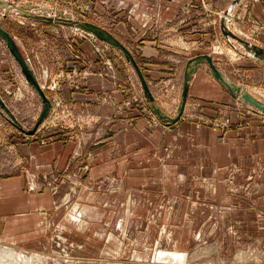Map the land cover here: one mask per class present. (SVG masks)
Returning <instances> with one entry per match:
<instances>
[{
    "label": "crops",
    "instance_id": "crops-1",
    "mask_svg": "<svg viewBox=\"0 0 264 264\" xmlns=\"http://www.w3.org/2000/svg\"><path fill=\"white\" fill-rule=\"evenodd\" d=\"M83 1L94 14L91 22L104 26L125 45L135 48L151 87L156 80L175 77L181 68L185 74L189 59L202 53L212 55L217 66L225 72L221 67L224 55L212 46L213 31L219 37L224 36L237 51L238 65L245 61L248 64L264 61L225 36L222 26L225 15L230 18L229 26L234 32L232 20L239 26L248 24L252 27L243 38L264 47V0ZM13 2L18 8L12 9L20 12L19 8L27 1ZM28 7L39 11L36 7ZM11 12V16L16 14ZM94 41L106 46L101 39ZM187 41L195 46L184 45ZM87 44L94 55L95 49ZM96 57V54L89 56L90 68H94L91 60ZM115 60L122 62L120 57ZM83 83L88 92L74 91L64 83L61 93L65 99L76 100L75 95H78V99L88 102L76 106L75 110L79 113L77 108L86 106L85 109L93 114V125L98 126L100 137L93 140L92 146L86 150L76 131L70 136L59 130L57 137L47 143L17 137L15 142L9 136L4 147L6 153H0V161L9 160L0 163V242L25 250H52L70 239V233L73 238H81L75 233L76 228L85 230L87 227L95 230L89 238L106 235V239L107 229L100 225L102 222L111 224L114 221L123 228L130 220V212L145 211L167 195L175 199L180 190L193 199L190 205L198 204L205 209L207 203L203 199L210 195L209 192L216 191L220 199L227 197L225 177L230 164L241 166L239 180L252 167L262 165L264 168V125L233 128L225 133L191 118L200 112L216 116L219 105L230 98L237 100L215 78L207 62L201 63L195 71L183 115L175 123L159 120L149 103L124 108L123 91L98 73L88 75ZM151 89L159 96L156 99L161 100L162 88L160 91ZM178 89L179 85L173 86L174 94ZM162 99L171 100L170 97ZM161 104L164 107L163 102ZM165 111L170 113V108ZM85 157L89 182L116 174L121 178L120 190L83 192L77 177L84 166L80 160ZM6 167L11 172L1 174L2 170L6 172ZM189 176L205 177L204 181L200 180L204 185L187 181ZM209 179L216 182V186L210 185ZM112 199H116L119 209L115 218Z\"/></svg>",
    "mask_w": 264,
    "mask_h": 264
},
{
    "label": "rangeland",
    "instance_id": "rangeland-1",
    "mask_svg": "<svg viewBox=\"0 0 264 264\" xmlns=\"http://www.w3.org/2000/svg\"><path fill=\"white\" fill-rule=\"evenodd\" d=\"M29 1L45 6L41 11L49 7L47 14L54 15L57 10H63L70 18L85 21H92L94 18L89 4L83 0ZM11 11L16 14L11 16ZM17 12L19 11L10 9L5 17L4 9L0 8L1 25L12 34L31 62L53 106L50 114L33 134L24 132L12 123L8 114L0 108L1 154L6 153L4 147L6 142H9V136L11 139L14 138L15 142L17 137L47 143L51 138L57 137L59 130H64L65 134L70 133V136L76 131L81 136L80 140L85 143L86 150L92 146L93 140L100 137L97 132L98 126L93 125V114L85 109L86 106L77 108L79 113L75 110L76 106L88 102H84V98H81L83 101L78 99L80 98L78 95H75L76 100H68L61 93L64 83L74 91L83 89L84 92H88L83 80L90 74L98 73L113 81L114 86L125 94L124 108L148 104L138 73L123 51L102 39L101 42L103 41L106 46L97 44L94 40L99 41L100 38L81 28L62 22L32 18L22 15L21 11ZM231 22L236 33L242 37L248 36L247 30L252 26L248 24L239 26L234 20ZM243 26L244 29L241 28ZM212 33L213 49L224 55L221 67L225 69V73L230 79L264 100V61H259L257 64H248L245 61L242 65H238L237 51L224 36L219 37L214 31ZM229 38L240 45L235 38ZM87 42L96 51V60L93 58L91 60L94 68H90L88 58L95 54L93 55L92 48L90 49ZM184 45L195 46L189 41ZM127 47L142 67L134 51L135 48ZM192 47L188 48V51ZM119 57L123 64L115 60ZM243 58L249 57L243 56ZM174 75L173 78H162L152 83L156 91L157 88L159 91L162 88L164 95L159 94L162 101H157L163 109L170 108V113H167L172 116L178 114L177 109L182 96L184 81L182 68ZM178 85L179 89L174 94L173 86L178 87ZM166 91L168 95H165ZM0 94L24 127L33 128L42 108V98L27 81L19 63L1 37ZM163 97H170L171 100H163ZM159 101L163 102L164 107ZM217 110V115L213 113L216 116L200 112L194 113L191 118L199 124H211L225 133L233 128L264 125V112L257 111L254 106L239 100L230 98L229 101L226 100L219 105ZM160 119L165 120L159 117ZM12 144L15 145L14 142ZM3 156L7 157L6 154ZM8 161L1 159L0 163L5 164ZM82 162L84 166L77 179L80 178L78 180L83 192L120 190L121 178L116 174L89 182L88 174L86 175L88 171L86 157L80 160V163ZM227 170L225 177L227 197L220 199L216 196V191L209 192L207 200L203 199V202L207 203V209L198 204L190 205V200L193 199L180 190L175 199L167 195L166 198L156 200L145 211L130 212V220L123 224V228L114 221L111 224L102 222L100 225L107 229L106 239V235L101 238H89L88 236H91L95 230L87 227L85 230L76 228L75 233L81 238H73V234L70 233V239L64 240L52 250H25L14 246L27 255L36 251L47 256L48 259L44 260V264H264V168L262 165L252 167L248 173L241 175V180L238 179L239 172L242 171L241 166L230 164ZM9 172L11 170L7 168L6 172L2 170L1 174L8 175ZM204 178L189 176L186 180L194 181L199 186V184L204 185L201 183ZM209 181L210 185L216 186V182H212L211 179ZM112 200L115 218L119 209L116 199ZM72 213L73 211L70 215ZM101 234L104 235V232Z\"/></svg>",
    "mask_w": 264,
    "mask_h": 264
},
{
    "label": "water",
    "instance_id": "water-1",
    "mask_svg": "<svg viewBox=\"0 0 264 264\" xmlns=\"http://www.w3.org/2000/svg\"><path fill=\"white\" fill-rule=\"evenodd\" d=\"M238 1L240 0H236V2ZM13 3L14 2L10 0H0V8L4 9L5 17L8 15L10 9L18 8L16 4L14 5ZM28 6L36 7L38 8V10H40V12L30 9V7ZM42 7L45 6H40V4H35L32 1H27L26 3H24V6L19 9L23 15L28 17L30 16L32 18L42 19L46 21L62 22L65 24H69L71 26L81 28L88 33H92L95 37L100 38L108 42L112 46L118 48L119 50L123 51L128 61H131L133 63L138 73L149 106L160 118L165 119L169 123H175L178 120H180V118L182 117L189 96L191 79L193 78V75L195 71L198 69L199 65L203 62H207L209 64L212 74L228 89V91L231 93L232 96H234L239 101L254 106L257 111L264 112V101L262 99L255 96L243 85L230 79V77L217 66L212 55L208 53H202L194 56L193 58H190L187 63V68L184 74L182 96L177 109L178 114L176 116H172L168 114L157 102V99L150 87L146 75L144 74L142 67L139 65L133 52L111 31H109L104 26L91 21L70 18L68 16L69 14L66 15V12H64L63 10H57L56 11L57 13H55L54 15L47 14V10H49L50 8L46 7L43 11H41ZM228 14L229 12H227V15ZM222 26L225 36H227L228 38L229 37L235 38L245 48L246 51L251 52L255 57L259 59H264V47L257 43H253L241 37L236 32H234L229 26V19L228 16L226 15L223 16ZM0 37L4 39L11 54L14 56L15 60L19 63L21 70L25 75L27 81L35 88V90L42 98L41 111L39 113V116L37 118L34 127L31 129H26L24 127L23 123L17 118L15 113L11 110V108L2 98L1 94H0V108L4 109V111L8 114L9 116L8 118L11 120L12 123H14L24 132L33 134L35 133L39 125L50 114V111L53 106L52 101L50 100L45 90L43 89L31 62L24 55L18 42L15 40L12 34L1 25V20H0Z\"/></svg>",
    "mask_w": 264,
    "mask_h": 264
},
{
    "label": "bare ground",
    "instance_id": "bare-ground-1",
    "mask_svg": "<svg viewBox=\"0 0 264 264\" xmlns=\"http://www.w3.org/2000/svg\"><path fill=\"white\" fill-rule=\"evenodd\" d=\"M75 217L76 219L80 218L76 213H75ZM46 259H48V257L41 255L40 252L35 251L31 255H27L23 251L22 252L18 251L13 244L0 242V264H44L45 262L44 260Z\"/></svg>",
    "mask_w": 264,
    "mask_h": 264
},
{
    "label": "built area",
    "instance_id": "built-area-1",
    "mask_svg": "<svg viewBox=\"0 0 264 264\" xmlns=\"http://www.w3.org/2000/svg\"><path fill=\"white\" fill-rule=\"evenodd\" d=\"M229 21H230V18L228 17Z\"/></svg>",
    "mask_w": 264,
    "mask_h": 264
}]
</instances>
